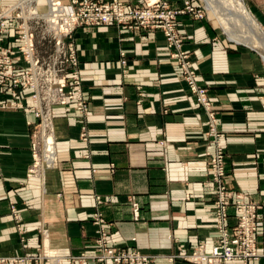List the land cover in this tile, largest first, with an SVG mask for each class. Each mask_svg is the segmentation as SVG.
Returning a JSON list of instances; mask_svg holds the SVG:
<instances>
[{
	"label": "crops",
	"instance_id": "1",
	"mask_svg": "<svg viewBox=\"0 0 264 264\" xmlns=\"http://www.w3.org/2000/svg\"><path fill=\"white\" fill-rule=\"evenodd\" d=\"M166 1L176 6L183 0ZM257 2L250 7L264 20V0ZM176 27L197 81L214 102L225 182L247 192L257 207L255 238L263 255L248 264H264V65L252 48L224 37L208 16L180 15ZM73 41L88 110H56V167L27 177L34 116L0 111V258H24L0 264H37L42 249L55 251L62 264H101L76 259L98 253L95 216L104 221L109 245L137 248L151 264H190L179 254L200 244L209 249L218 237L207 171L212 145L205 115L169 58L161 31L85 25L75 29Z\"/></svg>",
	"mask_w": 264,
	"mask_h": 264
},
{
	"label": "built area",
	"instance_id": "2",
	"mask_svg": "<svg viewBox=\"0 0 264 264\" xmlns=\"http://www.w3.org/2000/svg\"><path fill=\"white\" fill-rule=\"evenodd\" d=\"M35 1L18 0L13 5L0 9V33L6 30L7 23L4 19L14 20L12 22L20 20L18 26L13 27L14 34L16 33L20 38L18 40L20 41L19 46L11 52L0 44V52L8 51L16 54L18 55L17 59L24 55L31 73L33 70H40L41 67L38 59L33 54L32 28L28 24L30 20L36 22L43 20L46 31L54 33L58 39L64 41L70 40L77 27L85 25L121 24L123 26L139 27V29L154 28L161 31L167 46L172 50L171 56L184 68V81L190 90L196 94L197 101L205 115L207 126L205 134L212 145L211 152L207 153V171L214 189L212 203L215 213L214 226L218 235L217 242L209 249H206L203 244L197 245L190 252L180 253L179 257L190 264H221L230 261L248 264L249 261L258 259L263 255L256 247L255 233L258 228L256 205L248 199L247 192L233 190L225 185V156L215 112L208 98L207 90L197 84L196 73L189 67L187 52L182 49L181 37L176 27V19L180 15L202 19L206 15L204 6L198 5L192 0H183L180 5L176 6H172L166 0H141L138 3H131L128 0H70L69 5L63 4L60 0H46V12L38 14L34 5ZM25 7H29L27 14L23 13ZM56 44L57 47L64 45L58 40H56ZM8 78H11L13 82H21L19 73H11V76L3 75L1 77L3 80ZM58 80L61 81L60 88L42 91V96L60 95L58 96L59 102L63 103L65 100L63 89L65 77L62 75ZM34 93V96L39 95L38 91ZM43 122L40 126L42 131L48 125V123L46 125ZM46 138L45 145L48 149L45 152L47 155L42 160L49 165L54 157V152L51 147V140H48V137ZM33 160V166L35 163L34 167H36L38 159L33 158ZM34 172L31 169L29 175L32 176ZM229 208L233 209V213L228 212ZM132 216L134 219L138 217L136 203H132ZM95 220L99 225L94 237L98 253L90 257L81 254L76 258L77 260L89 258L101 264H151V257L137 248L109 245L106 242L103 219L95 216ZM20 258L21 260L24 259ZM35 258L38 264H42L43 261L47 264L63 263V258L53 250L42 249L41 253ZM70 260L72 261L74 258ZM3 261V258L0 259V262Z\"/></svg>",
	"mask_w": 264,
	"mask_h": 264
},
{
	"label": "rangeland",
	"instance_id": "3",
	"mask_svg": "<svg viewBox=\"0 0 264 264\" xmlns=\"http://www.w3.org/2000/svg\"><path fill=\"white\" fill-rule=\"evenodd\" d=\"M17 1L18 0H15L6 4L0 3V9L4 7H9L14 3H16ZM207 1L208 0H196V3H198V5L204 6V8L206 9V15L204 17L208 16L217 26V28H219V30L222 32V35L228 38L227 33L216 20L217 14L215 12V9L212 10V6L209 5ZM242 1L246 6V8L251 12L253 17L255 18L258 24V28L257 27L253 28L255 29V31L250 32L249 27H246L242 23L235 22L231 26L232 29H234V31L239 33L240 35H243V37L249 39L257 38L261 34L264 35V20L258 15V12L255 9H252L250 7L252 6V4L249 3L253 1V3H256L258 5L259 2H257V0H250V1L242 0ZM69 4H70V0H69ZM34 5L36 7L38 14L46 12V0H36ZM28 9L29 7L24 9L23 13L27 14ZM261 9L264 12V8ZM4 21L5 23H7V25L5 32L0 33V44L2 47L12 52L20 44V41H18L20 38H18L16 33L14 34V30H13L14 26L15 27L18 26L20 20H16V22H12L14 20L10 21L4 19ZM28 24L30 28H32V36L34 41L33 54L34 57L38 59L41 69L33 70V72L31 73V70H29L28 61L24 55H22L17 59L16 57L18 55L16 54H13L8 51L0 52V111L15 110V109L29 110L32 112L34 116L33 130L31 132V140L29 143V150L32 157V161L27 167V174H26L27 177L30 176L29 173H31V169L35 171L33 175L41 176L44 169L56 167L57 165V149L55 146L54 125H53V119L56 110L62 108L64 110L66 109L67 112L69 113H75L77 115H85L88 110V101L87 99H85L83 95V78L81 75V69L79 66V61L77 59L76 49L73 41L74 32L72 33L69 41H64L62 39H58V37L54 33L47 32L46 25L43 20H38L37 22L35 20H30ZM115 25H119L125 28L139 29V27H135V26H123L121 24H115ZM145 29H151V28H145ZM145 29H139V30H145ZM163 39L165 46L168 50L169 58L175 61V63L179 67L181 78L184 85L194 95L199 112L204 114L199 105V102L197 101L196 94L192 90H190L187 83L184 81L183 78L185 74L184 68L182 67V65H180L177 62V60L173 56H171L172 50L167 46L164 36ZM56 40L60 41L64 45H62V47H57ZM230 40L235 41L233 39ZM181 43H182V49L185 50L183 48V42ZM237 43H241L252 48L251 50L257 53V58L264 65V61H263L264 59L262 58V54L255 47L251 46L248 43H243V42H237ZM185 52H187L189 67L193 69L197 75L196 70L191 66L189 52L187 50H185ZM121 56H123V53H121ZM120 65H121L120 66L121 74L123 76H126L127 68L124 58H121ZM61 69L62 71H60ZM11 73L14 74L19 73L21 82L20 83L13 82L11 78L4 80L1 79L3 75L11 76ZM62 75L65 77L64 87H63L64 98H65L64 102L63 103L59 102L60 99L58 98V96L60 95L42 96V91L45 90L50 91L52 89L60 88L61 81L58 79H60ZM76 80H78V82H76ZM197 84L205 88V90H207V95H208V89L205 86L201 85L199 81H197ZM36 91L39 92L38 96H34L35 95L34 92ZM208 98L212 103V107L214 109L215 116L217 119V113L214 108V102L209 97V95ZM42 122L46 123V125L48 123L47 126L45 125L46 127H44L45 129L43 131L41 130L40 127ZM86 136H87V128L85 125H81L80 137L85 139ZM46 137H51L50 143H52L51 147L54 152V157L53 158L51 157L52 162H50L49 165H47L42 160V158L45 155H47V153L45 152L46 149H48L45 145V141L47 140ZM224 156H225V151H224ZM33 158L38 159L36 167H34L35 163L33 166V162H34ZM225 174H226V167H225ZM224 182H225V177H224ZM225 185L227 186L226 182ZM263 200L264 199H262V203H264ZM9 203H10V211L12 217L17 222L15 202L11 200ZM256 247H257V243H256ZM3 259H4L3 262H19L24 260V259L21 260L20 257H3ZM34 260L37 262L36 258ZM44 262L45 261H43L42 264H44Z\"/></svg>",
	"mask_w": 264,
	"mask_h": 264
},
{
	"label": "bare ground",
	"instance_id": "4",
	"mask_svg": "<svg viewBox=\"0 0 264 264\" xmlns=\"http://www.w3.org/2000/svg\"><path fill=\"white\" fill-rule=\"evenodd\" d=\"M209 5L212 6V10L215 9L217 14V22L225 30L228 38L235 40L236 42L248 43L255 47L264 59V35L261 34L257 38H245L243 35L235 32L232 29V24L235 22L242 23L246 27H249L250 32L255 31L253 28H258V24L246 8L242 0H208ZM240 31V30H239ZM248 32V33H250ZM247 35V34H246ZM264 61V60H263ZM51 140V137H48ZM42 172V171H41Z\"/></svg>",
	"mask_w": 264,
	"mask_h": 264
}]
</instances>
